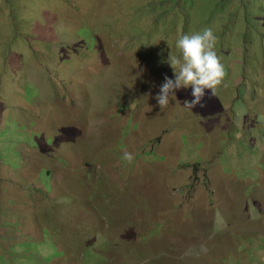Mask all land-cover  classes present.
I'll list each match as a JSON object with an SVG mask.
<instances>
[{
	"label": "rangeland",
	"instance_id": "rangeland-1",
	"mask_svg": "<svg viewBox=\"0 0 264 264\" xmlns=\"http://www.w3.org/2000/svg\"><path fill=\"white\" fill-rule=\"evenodd\" d=\"M206 27L226 86L161 109ZM0 264H264V0H0Z\"/></svg>",
	"mask_w": 264,
	"mask_h": 264
},
{
	"label": "clouds",
	"instance_id": "clouds-1",
	"mask_svg": "<svg viewBox=\"0 0 264 264\" xmlns=\"http://www.w3.org/2000/svg\"><path fill=\"white\" fill-rule=\"evenodd\" d=\"M217 40L212 27L177 35L176 47L180 56L170 53L167 60L174 71V78L166 75L155 97L161 109L176 99L177 90L191 88L192 99L185 101V106L195 108L197 105L205 106L206 95L211 98L218 87L226 86V69L223 57L216 50ZM123 159L130 163L135 154L125 150Z\"/></svg>",
	"mask_w": 264,
	"mask_h": 264
},
{
	"label": "trees",
	"instance_id": "trees-1",
	"mask_svg": "<svg viewBox=\"0 0 264 264\" xmlns=\"http://www.w3.org/2000/svg\"><path fill=\"white\" fill-rule=\"evenodd\" d=\"M230 43H232L233 44V42H230ZM246 43V42H245ZM227 51L230 53V52H233V50L228 46L227 47ZM194 166H198V164H194ZM46 177V176H45ZM48 182H49V180L51 179V177L49 176L48 178Z\"/></svg>",
	"mask_w": 264,
	"mask_h": 264
}]
</instances>
